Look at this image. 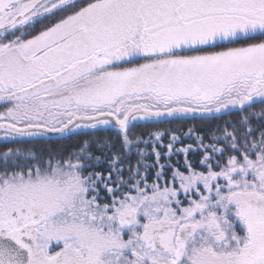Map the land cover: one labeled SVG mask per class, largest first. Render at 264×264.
I'll use <instances>...</instances> for the list:
<instances>
[{"label":"snow or ice","instance_id":"obj_1","mask_svg":"<svg viewBox=\"0 0 264 264\" xmlns=\"http://www.w3.org/2000/svg\"><path fill=\"white\" fill-rule=\"evenodd\" d=\"M0 144V264H264V0H0Z\"/></svg>","mask_w":264,"mask_h":264},{"label":"trees","instance_id":"obj_2","mask_svg":"<svg viewBox=\"0 0 264 264\" xmlns=\"http://www.w3.org/2000/svg\"><path fill=\"white\" fill-rule=\"evenodd\" d=\"M259 107V106H258ZM238 119V114L237 113H232L229 115H226L223 117V119H204L201 120L199 118L197 119H189V120H183V121H171L169 123H164L160 125H151L147 127H140L136 129V131L147 137L148 132L151 131H156V130H163L165 128H170V129H176L180 128L183 131H187L188 128L194 127L197 131L199 132H208L211 130H214L217 126H222L224 121L226 120H237ZM100 138H110L113 140L114 143H116L117 147L119 146V141L116 140L115 134L114 133H98L97 134ZM91 137L89 136H82V137H75L71 141H64L60 145H54L53 147H59V148H65L68 147L69 150H72V148H75L78 144L82 143L84 140H89ZM185 144H194V140H185ZM71 146V147H69ZM7 147H13V145H4L0 144V151L5 150ZM37 148H46V145H37ZM99 154V153H97Z\"/></svg>","mask_w":264,"mask_h":264}]
</instances>
